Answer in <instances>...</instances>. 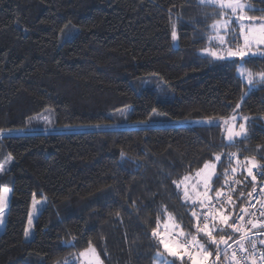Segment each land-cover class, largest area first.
Here are the masks:
<instances>
[{"label": "trees", "instance_id": "obj_1", "mask_svg": "<svg viewBox=\"0 0 264 264\" xmlns=\"http://www.w3.org/2000/svg\"><path fill=\"white\" fill-rule=\"evenodd\" d=\"M247 2L264 9L261 0ZM212 13L198 0H0V129L25 128L45 109L55 126L83 127L0 135V160L13 157L0 175V186L12 189L0 264H64L88 241L103 264H153L162 249L151 229L158 215L164 220L162 207L185 233L195 234L192 207L172 180L214 161L215 154L221 161L211 195L228 193L225 179L240 180L231 193L236 209L226 206L234 217L246 203L251 177L239 166L234 175L230 170L235 160L264 163V150L257 151L264 148V85L250 91L237 75L239 60L202 55ZM245 60L253 73L264 71V57ZM150 77L164 85L163 100L138 84ZM238 103V112L250 117L248 138L233 144L220 126L113 127L224 118ZM32 196L46 205L25 242Z\"/></svg>", "mask_w": 264, "mask_h": 264}, {"label": "snow or ice", "instance_id": "obj_2", "mask_svg": "<svg viewBox=\"0 0 264 264\" xmlns=\"http://www.w3.org/2000/svg\"><path fill=\"white\" fill-rule=\"evenodd\" d=\"M261 2L264 3V0ZM198 3L213 8L212 22L206 24L208 31L204 34V39L207 41V46L201 50L202 55L217 61L239 60L241 63L236 65L237 75L246 81L249 90L251 91L256 84L264 85V71L253 73L245 66L246 57H264V14H249L264 13V9L253 8L247 0H198ZM65 28H68V25H65ZM63 31L62 29L61 32ZM170 35L173 42L178 40L175 23L171 25ZM240 107L238 103L233 113L221 120L226 126V138L230 144H233L236 138H248L246 125L250 117H239L237 111ZM238 120L242 122L237 124ZM45 121L46 126L50 127L51 121L47 117ZM198 123L209 127L219 124L212 117H207ZM0 135H5L3 129H0ZM262 150L264 148L258 146L257 151ZM120 155L123 158L125 153L122 151ZM229 158L230 160L236 158V153H230ZM260 159L264 160V156ZM12 160L13 157L9 155L3 163H0V175L6 172V164ZM220 161L221 155L215 154L214 161H205L194 174L189 173L179 180H172L178 196L185 204H190L192 207L191 217L194 221L192 226L195 234L185 233L175 217L166 207H162L161 214L166 217L163 230L159 215L156 226L151 229V238L156 241L159 249H162V251L157 250L153 257L156 264H176L177 260L180 264H221L222 257L223 264H264V239L260 238L264 237V220L259 219L264 217V183L259 185L257 191L258 178L264 181V163H260L255 157L245 158L242 164L237 160L238 166L246 171L247 177H251V191L247 193L249 197L247 207L239 208L242 215H237L233 219V212L229 211L226 205H230L233 210L236 209L231 193L235 191L234 185L242 182L233 180L229 184L225 179L228 193L216 189L215 195H211L213 177L216 176L217 162ZM236 172L237 168H231L233 175ZM225 176H228L227 169ZM11 191L12 189L7 186H0V223L4 221L5 208ZM239 195L243 197L244 193L240 192ZM225 196L226 199H222ZM252 200H255V203H252ZM257 204L260 205L259 209L256 208ZM35 207L34 202L33 208ZM245 216L249 218L242 224L241 221H244ZM32 219V214L29 213V224L32 223ZM225 228L230 229L231 232H225ZM232 233H238V238H234ZM24 235L28 238V229H25ZM202 237L206 238L205 242H202ZM258 245L261 247L258 248ZM72 247L75 245L72 244ZM64 264H103V261L93 243L88 241L87 247L73 254L71 259H66Z\"/></svg>", "mask_w": 264, "mask_h": 264}, {"label": "rangeland", "instance_id": "obj_3", "mask_svg": "<svg viewBox=\"0 0 264 264\" xmlns=\"http://www.w3.org/2000/svg\"><path fill=\"white\" fill-rule=\"evenodd\" d=\"M173 44L176 45V42H173ZM152 79V80H149ZM244 81V80H243ZM246 83V81H244ZM141 83V87L142 89H147V90H152L156 96H157V100H163V96L162 93L165 92V87L162 84V82L156 78H147V79H142L139 80L138 84ZM249 88V86H248ZM256 88V85L255 87ZM252 88V89H253ZM245 94L242 95L241 100L244 98ZM126 111L129 110L128 108L125 109ZM233 113V112H232ZM231 113V114H232ZM230 114V115H231ZM229 115V116H230ZM237 115L239 117H242L243 115H241L238 111H237ZM45 117H47L48 120L51 121V126H46V121H45ZM216 121L219 122L218 126L221 127L222 132H223V137L226 143H230L227 140V131H226V126L221 122L222 118H214ZM204 119H196V120H183V121H174V120H167V121H160V122H145V123H136V124H114L113 127H149V126H181V125H206L203 123H198V121H201ZM242 121L238 120L237 124L240 123ZM249 122V121H248ZM83 127H58L54 125L53 122V116L51 114V111L49 109H45L44 111H42L39 115L33 116L31 117L27 123H26V127L22 128V129H15V130H11V131H7L4 132L5 135H18V134H25V133H31V132H75V131H80L82 130ZM239 138H236L235 140H237ZM8 155L6 156H2L0 163H3L6 159H7ZM11 163V162H10ZM9 164H6V171L8 170ZM234 167L236 168L238 166L237 160L234 161ZM231 171V170H230ZM195 172H193L192 174H194ZM9 197H10V193H9ZM8 202H9V198H8ZM35 202L36 207L35 209L33 208V203ZM46 205V200L44 198H35L34 196L31 197V201H30V205H29V210H28V215H27V220H26V224H25V229H28L29 231V236L28 238L25 237L24 233H25V229H24V233H23V240L25 242L31 240L34 236V223L36 220L37 215L40 213V211L45 207ZM7 208V207H6ZM6 208H5V213H6ZM29 213L32 214V223L29 224L28 223V219H29ZM166 218V217H165ZM164 218V220H165ZM4 220H5V216H4ZM164 220L161 222V230H163V222ZM3 223H0V232L2 231L3 228ZM153 264H156V262L154 261Z\"/></svg>", "mask_w": 264, "mask_h": 264}, {"label": "built area", "instance_id": "obj_4", "mask_svg": "<svg viewBox=\"0 0 264 264\" xmlns=\"http://www.w3.org/2000/svg\"><path fill=\"white\" fill-rule=\"evenodd\" d=\"M257 191H259V186L257 187ZM248 200H249V197H248ZM248 200L246 201V203H245L243 206L247 207V205H248ZM252 203H255V200H252ZM259 207H260V205L257 204V205H256V208L259 209ZM237 215H242V213H240L239 210H238L237 213L234 215L233 219H235ZM248 218H249V217L245 216L244 221H241V223H242V224L245 223V222L248 220ZM259 219L264 220V217H259ZM248 227H250V225H248ZM253 231H256V230H253ZM225 232H231V230L225 228ZM250 234H251V233H250ZM232 235H233L234 238H238V236H239L238 233H232ZM260 238L262 239V237H260ZM229 243H232V241H229ZM259 247H260V245H258V248H259ZM213 259H214V256H213ZM222 263H223V257L221 258V264H222Z\"/></svg>", "mask_w": 264, "mask_h": 264}]
</instances>
